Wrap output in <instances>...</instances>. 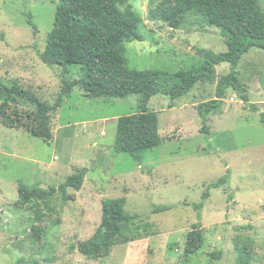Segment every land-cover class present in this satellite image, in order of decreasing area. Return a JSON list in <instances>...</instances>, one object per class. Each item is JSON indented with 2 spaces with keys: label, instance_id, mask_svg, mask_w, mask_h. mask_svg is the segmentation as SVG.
Masks as SVG:
<instances>
[{
  "label": "rangeland",
  "instance_id": "obj_1",
  "mask_svg": "<svg viewBox=\"0 0 264 264\" xmlns=\"http://www.w3.org/2000/svg\"><path fill=\"white\" fill-rule=\"evenodd\" d=\"M160 1L82 0L80 8L131 10L141 20L144 40L125 43L128 67L165 72L169 78L160 83L171 84L178 70L203 62L195 49L222 53L227 47L220 29L200 15L187 14L178 28L151 20L148 11ZM258 1L264 14V0ZM57 5L58 0H0V83H16L49 105L67 83L81 77L78 66L63 69L40 58ZM236 71L249 102L228 87L205 124L197 105L215 98L219 78L230 72L228 63L217 64L211 79L198 81L179 98L151 96L147 110L157 112L164 141L144 151L140 165L113 149L117 119L136 111V94L91 97L74 85L61 106L49 112L48 141L0 122V264L18 259L37 264H236L237 246L249 253L247 264H264V122L259 116L264 112V51L250 48ZM252 103L259 111L250 108ZM10 105L33 109L18 97ZM81 167L88 170L81 188H68L65 198L57 191L21 200L19 187L57 188ZM227 170L228 182L210 189L200 210L204 243L184 261L186 235L196 222L193 204ZM116 197L124 198V210L134 216L127 240L120 239L105 257L88 258L77 244L100 224L102 199ZM159 205L172 207L154 212Z\"/></svg>",
  "mask_w": 264,
  "mask_h": 264
},
{
  "label": "trees",
  "instance_id": "obj_2",
  "mask_svg": "<svg viewBox=\"0 0 264 264\" xmlns=\"http://www.w3.org/2000/svg\"><path fill=\"white\" fill-rule=\"evenodd\" d=\"M81 2L82 0H58L52 28L47 33L44 49L40 52L41 60L49 66H60L63 69L78 66L81 77L67 83L53 105L43 102L30 90L16 83H0V98H4L0 104V122L5 126L22 128L29 134L48 141L52 138L49 112L61 106L63 96L74 85L79 84L91 97L124 99L136 94L139 96L136 111L117 119L113 149L116 153L129 154L140 165L143 163V152L164 141L158 131L157 112L147 110L151 96L162 93L171 100L179 98L187 94L198 81L211 79L215 66L226 62L230 66V72L219 78L215 98L197 105L202 123L205 124L208 115L220 108L224 91L228 87L248 103V95L238 79L236 67L241 56L250 48L257 47L264 51V14L258 0H161L150 7L148 16L151 20L165 21L173 28H178L187 14L200 15L208 25L220 29L226 43L227 49L222 53H214L205 48L195 49L203 57V62L199 66L178 70L171 77L175 79L171 84L160 83L162 79L169 78L165 72L128 67L125 43L144 40L139 31L140 18L129 9L120 11L116 7L108 9L102 6L98 12L82 10ZM27 23L36 31L30 13H27ZM17 97L30 103L33 109L24 112L16 106L11 107L10 101ZM250 108L259 111L255 104H251ZM259 116L264 122V112H260ZM201 131L207 132L206 126ZM87 172L85 167L76 168L57 188L36 191L19 187L18 193L23 202L32 197L42 199L57 191L65 198L68 188H81ZM228 177L227 170L225 175L208 185L201 201L193 204L196 222L186 235L184 261L194 255L204 243L200 210L208 191L227 183ZM124 206L125 200L122 197L102 199L101 222L89 238L77 244V251L88 258L98 259L107 256L112 247L120 243V239L127 240L124 235L133 223L134 216L127 213ZM171 207L155 206L154 212ZM237 251L236 264H247L249 253L241 246H237ZM14 264L37 262L18 259Z\"/></svg>",
  "mask_w": 264,
  "mask_h": 264
},
{
  "label": "crops",
  "instance_id": "obj_3",
  "mask_svg": "<svg viewBox=\"0 0 264 264\" xmlns=\"http://www.w3.org/2000/svg\"><path fill=\"white\" fill-rule=\"evenodd\" d=\"M249 102V101H248ZM253 104V103H252Z\"/></svg>",
  "mask_w": 264,
  "mask_h": 264
}]
</instances>
